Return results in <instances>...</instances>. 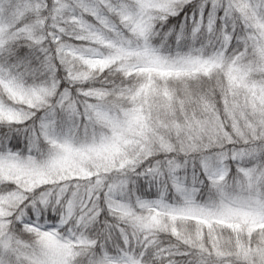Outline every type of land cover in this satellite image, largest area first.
<instances>
[{"label": "snow or ice", "instance_id": "1", "mask_svg": "<svg viewBox=\"0 0 264 264\" xmlns=\"http://www.w3.org/2000/svg\"><path fill=\"white\" fill-rule=\"evenodd\" d=\"M0 264H264V0H0Z\"/></svg>", "mask_w": 264, "mask_h": 264}]
</instances>
